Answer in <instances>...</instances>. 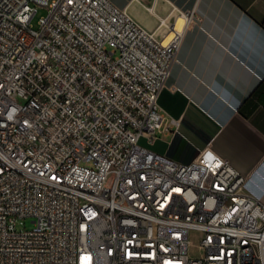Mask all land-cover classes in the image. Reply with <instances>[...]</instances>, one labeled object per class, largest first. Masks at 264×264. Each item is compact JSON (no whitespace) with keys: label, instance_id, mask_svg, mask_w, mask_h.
Segmentation results:
<instances>
[{"label":"built area","instance_id":"built-area-1","mask_svg":"<svg viewBox=\"0 0 264 264\" xmlns=\"http://www.w3.org/2000/svg\"><path fill=\"white\" fill-rule=\"evenodd\" d=\"M159 27L110 0H0V264H264L243 174L140 143L176 124L157 98L182 31Z\"/></svg>","mask_w":264,"mask_h":264},{"label":"crops","instance_id":"crops-1","mask_svg":"<svg viewBox=\"0 0 264 264\" xmlns=\"http://www.w3.org/2000/svg\"><path fill=\"white\" fill-rule=\"evenodd\" d=\"M110 1L158 33L161 18L176 21L178 10L185 16L157 98L165 119L176 124L144 134L140 143L184 164L210 148L264 203V0Z\"/></svg>","mask_w":264,"mask_h":264},{"label":"rangeland","instance_id":"rangeland-1","mask_svg":"<svg viewBox=\"0 0 264 264\" xmlns=\"http://www.w3.org/2000/svg\"><path fill=\"white\" fill-rule=\"evenodd\" d=\"M46 13H47V9L45 7L38 6L35 14L30 20L31 27L37 29L39 27V18L41 16H44ZM32 226H33V222L31 218L22 219V223H18L19 228L25 227L27 229H30L32 228Z\"/></svg>","mask_w":264,"mask_h":264},{"label":"bare ground","instance_id":"bare-ground-1","mask_svg":"<svg viewBox=\"0 0 264 264\" xmlns=\"http://www.w3.org/2000/svg\"><path fill=\"white\" fill-rule=\"evenodd\" d=\"M187 18V17H186ZM184 21H185V16L184 15H179L177 16V19L175 21V27L181 31L182 27H183V24H184Z\"/></svg>","mask_w":264,"mask_h":264}]
</instances>
